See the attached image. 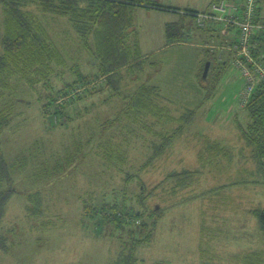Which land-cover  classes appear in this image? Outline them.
<instances>
[{
	"label": "rangeland",
	"instance_id": "obj_1",
	"mask_svg": "<svg viewBox=\"0 0 264 264\" xmlns=\"http://www.w3.org/2000/svg\"><path fill=\"white\" fill-rule=\"evenodd\" d=\"M150 1L165 7L201 10L209 0ZM230 1L241 3L242 0ZM184 18L190 19L188 16ZM179 20V15L172 11L143 7L133 9L134 32L129 35L128 43L131 55H140L142 60L140 65L134 63L129 69L123 70L127 87L134 89L135 85L146 83L148 80L157 83L163 96L162 105L170 103L173 111L178 112L183 109L182 113L186 112L184 109L191 108L190 110L198 114L190 124L184 125L180 135H174L167 152L165 150L161 157L156 158L153 166L147 167L146 170L140 168L143 170L140 172V178L146 182L149 189L162 180L166 172L192 170L197 165L193 157H196L195 148H199L200 143H203L199 135L202 130H208V135L226 144L228 148L233 146L232 150L237 145L244 147L239 136V123L244 126L247 116L239 106L237 96L244 86L241 74L228 62L221 70L215 90L211 93L200 88L197 83L194 85L196 78L200 82V76H197L198 61L203 59L205 63L208 61L206 59L212 60L213 56L202 49L189 47L192 43H189L187 37L186 41L182 38L178 43L163 46L165 24ZM51 23L54 26L53 31L51 24L49 26L50 35L62 58L66 60L67 67L63 74L61 68L55 67V72L50 75L41 76L39 79L36 77L35 88L32 90L22 83L12 81V87L16 89L10 88L9 91L15 99L12 101L15 123L0 132V149L4 159L12 165L13 186L17 190L10 197L1 224V232L8 239L9 250L8 252L0 250V264H114L122 246L121 235L126 240L127 231H120L111 236L112 229L106 225L95 224L96 221L93 219L82 218L80 197H88L86 194L90 195L91 192H95L93 194L95 197L100 195L104 184L101 180L104 178L109 179L112 188L122 189L121 179L127 174H133L135 178L136 168L146 163L149 158L144 154L148 153L151 156L154 149L162 146L163 142L181 126L183 118L177 117L174 113H167L171 117L166 114L159 116L144 110L136 120L137 123H134L132 117L122 116L118 124L110 127L114 114L123 107L124 98L112 97V90L105 87L102 92L86 94L80 101L74 103V106H67L68 109L65 107L66 112L73 115V120L69 122L64 116L54 117L52 112L48 116L42 115L41 111L50 91L55 94V91L64 87L65 82L75 80L74 75L70 74L72 73L70 66L76 63L81 72L92 73L96 64L94 55L89 48H85L83 41L66 19L60 18L58 22L53 20ZM135 32H137L136 36ZM2 33L3 12L0 7V40ZM212 68L209 79L213 74ZM203 69H200V75ZM105 80L106 77H102L100 80L90 81L88 85L73 86V89H67L63 94L58 95L54 105L63 106L67 104L68 97H73L78 91L90 90L94 86L101 87ZM119 90L126 92V87L120 86ZM122 92L119 96L124 94ZM167 108L169 110L170 107ZM76 112L78 113L74 115ZM208 113V118L204 117ZM59 123L65 126H58ZM104 123L109 128L101 131L100 125ZM127 127H131L133 132L126 131ZM107 139L113 140L112 146L103 144ZM117 144L128 151L129 160L123 167L125 171L101 174L104 168L94 152L107 146L111 151ZM202 149L201 145L200 150ZM237 152L238 150H235L236 154ZM22 155L29 162L35 161L34 156L39 160L44 159V155H51L54 159L58 157L63 160L60 162L63 166L56 169V173L47 181L44 178L37 179L32 175L31 169L27 168L28 164L23 169L16 164V158ZM74 155L79 158L77 161H81V164L65 165L67 160L64 159ZM235 157L232 163L227 158L224 161L223 157L212 163L209 157L205 164L210 163L205 167L200 166L198 161L199 173L185 176L180 187L173 188L175 185L173 179L166 181L167 186L162 184L159 187L156 192L168 196L167 200L164 198V203L169 207L165 209L155 237L151 238L152 241L137 248L136 256L140 260L138 264H154L159 261L168 264L228 263L226 259L228 247L227 244L225 245V239L220 238L218 243L214 241L212 247L209 241L216 237L203 229L198 232V227L201 213L206 219L208 216L211 218V212H214L213 202L209 198H218L208 194L201 196V193H205L216 181L220 185L229 184L228 187L222 188L224 191L227 188L234 191L235 186L230 185V182L242 180L243 174L238 173L236 165L237 162H242L240 157ZM242 160L245 161L243 158ZM247 167L249 166H244ZM95 174L97 178L93 177ZM131 185L129 184L127 188L136 191L137 184ZM257 185L264 187L263 184ZM262 187L257 188L254 197L257 198L256 203L261 202L264 207ZM110 189V186H105L103 190L107 193ZM36 191L41 192L46 199L45 208L43 207L45 217L51 220L47 227H42L41 222L40 226H34V223L26 218L27 196ZM156 202L153 200L151 206ZM215 210L218 212V217H214L213 214L212 218L218 220L217 224L215 223L217 230L226 232L227 226L221 221V216H226V212L222 207ZM242 210L245 212L244 206ZM151 222V219L147 221L148 224ZM207 224L209 225V222ZM196 231L199 233V238ZM238 240V237H235L233 251L238 250ZM208 245L212 250L208 249ZM201 246H205L206 252L200 251Z\"/></svg>",
	"mask_w": 264,
	"mask_h": 264
},
{
	"label": "trees",
	"instance_id": "obj_2",
	"mask_svg": "<svg viewBox=\"0 0 264 264\" xmlns=\"http://www.w3.org/2000/svg\"><path fill=\"white\" fill-rule=\"evenodd\" d=\"M245 2L246 0H242L241 3L230 0H212L206 10L196 11L193 9L182 10L176 7H165L150 0H0V7L3 12V33L0 40V132L12 127L15 123V115L12 112V101L15 99L10 93V88H16L12 87V81L22 83V85L24 84L32 90L35 88L36 77L39 79L41 76L50 75L55 72V67L61 68L63 74L67 67L66 60L62 58L49 32L50 24L53 31L54 25L51 23L53 20H57L58 22L60 18H63L68 21L71 28L77 33L80 40L83 41L82 43L85 48H89L91 54L94 55L96 64L93 67L95 70L92 73L81 72L79 65L76 63L72 67L70 66L73 73L70 74L74 75L75 80L65 82L64 87L55 91V94L51 90V93L47 95L48 99L43 106L41 114L48 116L52 112L54 117L64 116L69 122L73 120V115L66 112L68 107L74 106V103L80 101L86 94L102 92L105 87L112 90V97L124 98V102L122 101L123 107L118 110V113L114 114V118L112 117L110 127H114L115 124L120 122L122 116L132 117L134 123H137L138 121L136 122V120H138V117L144 110L152 112L154 115H168V106L161 104L163 96L158 86L150 85L146 81V83L138 86L135 85L134 89H132L127 87V81L124 82L123 70L129 69L134 63L140 65L142 60V56L140 55H131L128 43L129 35L134 32L132 25L133 9L135 7L177 13L180 20L165 25L166 44H174L180 42L182 38L185 40L186 19L184 17L188 16L190 19L195 20L197 14L209 12L213 4L223 3L226 14L230 12L234 19L241 22L245 10ZM261 5L262 0H256L255 17L252 20L253 27L248 38V44L250 58L264 67V18L262 17ZM209 23H214V26L217 27H221L222 25V27L230 28L235 33L232 39L226 40L227 46L239 40V32L241 31L239 25H226L221 21ZM209 23L204 27H198L195 22V27L205 28ZM209 48L211 50L218 49L213 45ZM220 50L227 54V60L220 61L219 59L221 58L217 56L209 60L210 67L206 78L202 77L203 72H201V75L199 73L200 84L204 86L208 93L215 90L219 74L229 62L238 69L243 78L244 86L237 95L240 103L242 94L248 86L245 76L237 67L234 54L228 49ZM245 59L242 56L241 63L243 65L246 63ZM205 64L206 62L202 64L201 70ZM246 65L250 68L252 67L250 66L251 64ZM212 66L214 67L212 68ZM211 68L213 74L209 79ZM102 77H106V80L101 87L94 86L90 90L78 91V94L67 98V104L63 106L54 105L56 97L63 94L67 89L71 90L73 86L77 85H88L90 81L100 80ZM120 86L126 87V92L119 90ZM46 88L48 89L49 87ZM121 92L124 94L119 96ZM241 109L246 113L247 120L244 126H241L239 123L240 138L246 148L249 149L255 171L261 176L262 180L260 181L264 184V82H255L251 87L250 96L246 104ZM194 114L195 111L187 110L181 116L183 118L181 119L183 125L181 124L163 142L162 146L154 149L151 156L149 154L146 163L136 168L137 176L135 178L133 174H127L124 179H121L123 183L122 189L116 190L112 188L109 179L105 180L104 178L101 180L104 183L101 189V191H104L103 193L100 191V195L95 197L93 196L95 192H91L90 195L86 194L88 197H80L82 218L86 220L93 219L96 221L95 224L106 225L112 229V232H110L111 236L120 231H127L128 236L126 240L121 235L120 242L122 246H120V251L117 253L114 264H138L140 262L136 256L137 248L152 241L153 231L158 221L162 218L165 209L169 207L164 203L168 196L156 192L159 187L162 184L166 185L167 180L173 179L175 183L173 188L176 189L182 185L181 182L185 176H192L199 172L183 170L181 172L173 171L166 173L164 178L159 180L151 189L140 178V172L146 170L147 167L153 166L155 159L164 153L167 147L170 146L174 135L179 133L184 125L192 120ZM170 120L172 119L170 118ZM105 123L107 124V121ZM105 123L100 125L101 131L109 128ZM62 125L65 126L63 123L58 124V126L63 127ZM126 131L131 133L133 129L127 127ZM203 140H206V142L203 146L205 151L203 149L199 151V160L201 162L205 161V155L207 154L212 153L213 156H216L221 152L226 153V149L221 144L214 143L208 138H204ZM106 141L103 144L113 145L112 139H107ZM120 146V144L115 145L111 151H109L108 146L104 149H96L94 153L100 159L99 163L104 168L101 174L107 175L109 172L123 173L125 171L123 167H125L129 160L128 151L127 149H122ZM30 157L32 156L30 155ZM34 158L35 161L29 162L22 155L16 158V164L21 169L28 164L27 168L31 169L32 175L37 179L44 178L47 181L56 173V169L63 166L60 163L63 160H60L58 157L54 159L51 155H44V159L39 160L36 159V156ZM78 159L76 155L69 156V158L64 159V161L67 160V163L65 164L64 162V164L79 165L81 161L78 162ZM207 163L202 164L205 167ZM141 167L143 170L140 169ZM12 169V165L7 163L0 149V250L3 252H8L9 245L5 234L1 232V224L6 215V206L10 197L17 192L13 186ZM93 177L97 178V174L93 175ZM129 184H137V190L134 191L132 188L129 190L127 188ZM105 186L111 187L107 193L103 190ZM45 200L42 193L38 191L30 193L27 196L25 214L26 218L34 223V226H40L41 222L42 227H47L51 223V220L45 217ZM153 200L157 202L151 206ZM252 213L257 218L262 230H264V209L255 208ZM149 219L152 221L151 224L147 223ZM254 260L258 262V259ZM247 262L252 263L254 261L251 262L248 259ZM154 264L168 263L159 261ZM202 264L205 263L203 262Z\"/></svg>",
	"mask_w": 264,
	"mask_h": 264
},
{
	"label": "crops",
	"instance_id": "obj_3",
	"mask_svg": "<svg viewBox=\"0 0 264 264\" xmlns=\"http://www.w3.org/2000/svg\"><path fill=\"white\" fill-rule=\"evenodd\" d=\"M211 1L212 0H209L203 9L196 10V11L206 10L208 4ZM261 6H262V8H261L262 17L264 18V0H262ZM185 22H186L185 23L186 24V37H187V40L190 41L189 43H192V46H189V47L199 48L205 52L211 53L213 57L217 56V57L221 58V59H219L220 61L221 60H227V54L226 53L221 52L220 49L211 50L209 47L212 45L214 47H216L222 43H226V40L232 39L235 36V33L232 30H230V28L222 27V25L220 27L219 24H217L219 26V27H217V26H214L215 25L214 23H209L208 26L205 28H197V26L195 27V20L194 19H187V20H185ZM168 23H174V22H167L166 24H168ZM164 36H165V28H164ZM184 41H186V40H184ZM164 42L165 43L163 46L169 45V44H166V37H165ZM206 60L209 61L211 59H206ZM203 63H204L203 59L198 61L197 76L199 75L200 67L202 66ZM148 82L150 85H156V86L158 85L157 83H152L149 80H148ZM196 83H197V85H199V87L201 86L200 88L205 89L204 86L201 85L200 82L198 81V78H196V82H194V85H196ZM205 91H207V90L205 89ZM205 99L206 98H203V100H205ZM209 99H210V97H209ZM166 103H168V102H166ZM166 106L170 107L168 110V113H170V114L174 113L177 117H181L184 114L181 112L183 109L178 110V112H177V110L173 111L174 109L171 107L172 105L170 103H168ZM190 109L186 108L184 110L187 111ZM215 113H216V111H215ZM196 115H198V114L195 111V114L193 115L192 120L194 119V117ZM208 115H209V113L206 116L204 115V117L208 118ZM176 116H174V117L176 118ZM191 121L189 122V124L191 123ZM183 130L184 129H182V131ZM180 132L177 134L180 135ZM199 135L202 138V140L204 138H208L210 141H212L214 143L221 144L224 147V149H226V153L221 152V153H219V156L218 155L213 156L210 154L205 155V157H206L205 161L208 160L210 157L211 158L210 161H212V163H213L214 161H217V160L219 161L220 157H223V160L224 159L226 160V158H227L232 163L235 156L240 157V160L242 163L237 162L236 165H237L238 173L243 174V175L241 176V178H242L241 181L230 182V185L232 184L235 186L234 191H231L230 188H227L224 191L222 188H224V186L228 187L229 184L220 185L217 183L218 181H216V183L212 184L211 187L207 191H205V193H201V196L208 194L210 196L214 195L218 198L217 199H214L212 197L209 198L213 202L212 208L214 209V212L213 211L211 212V218H209V216H208L206 219H204L202 213L200 214L198 232L203 229V231H206L208 234L212 235L213 237H216V239H211L209 241V245L212 247L214 246V241H215V243H218L220 238H222V240L225 239V245L227 244V247H228V254L226 256V259L228 262L227 264H234V262H237L236 264H264V230H262L257 218L252 213V211L255 208L264 209L261 202L259 204L256 203L257 198L254 197V192H257L256 191L257 188L259 189V187H262V186L257 185V184H263V183H261V181H260V180H262L261 176L255 171V166H254V163L250 157L249 149L246 148V146L243 142L242 144L244 147L237 145L236 148L234 150H232L233 146H231V148L230 147L228 148V146L226 144H223L219 140H216V138H213L210 135H208V130L207 131L206 130L200 131ZM239 136H240V134H239ZM199 140H201V139H199ZM205 142H206V140H203V143H200L199 146L200 147H201V145L204 146ZM200 147L199 148L194 147L196 157L195 158L193 157V160L197 161V165L194 168H192V170L182 169V170H178V172L183 171V170L199 171L200 166L203 165L202 163H205V161L201 162L199 160ZM167 150H168V147H167L165 152H167ZM235 150H238L237 154L235 153ZM144 155L149 157L148 153L147 154L145 153ZM242 158L245 159L246 162L245 161L243 162ZM198 161H199L200 166L198 164ZM242 164L244 166L248 165L249 167L244 168V166ZM246 170H247V172H246ZM166 173H169V172H166ZM256 181L259 183H255ZM252 184H254V185L252 186ZM262 188H264V187H262ZM221 200H223V201H221ZM207 203H209V202H207ZM220 204H221V206H220ZM243 206H244L245 212H242ZM221 207L226 212V216L225 215L221 216L222 223L226 224V226H227L225 228L227 230L226 232H221V231L217 230L216 224H217L218 220L217 219L215 220L212 218L213 214H214V217H218V212L215 209H218ZM163 216H164V214H163ZM249 218H252V219L249 220ZM159 221H158V223H159ZM208 222H209V225L207 224ZM158 223L156 225L155 230L153 231V238L155 237V233H156ZM212 223H214V224H212ZM198 232L196 231V234ZM223 234H225V235H223ZM221 235H223V236H221ZM235 237H238V239H239L238 243H237L238 244V246H237L238 250L233 251V243L235 242ZM198 238H199V233H198ZM216 240H217V242H216ZM209 245H208V249L212 250V248L209 247ZM205 246L200 247V251H202L203 253L206 252ZM197 249L199 250V244H197ZM200 251L198 253L199 255H200ZM199 258H200V256H199ZM248 259H250L251 262L252 261H254V262H252V263L247 262ZM254 259H258V262H255Z\"/></svg>",
	"mask_w": 264,
	"mask_h": 264
},
{
	"label": "built area",
	"instance_id": "obj_4",
	"mask_svg": "<svg viewBox=\"0 0 264 264\" xmlns=\"http://www.w3.org/2000/svg\"><path fill=\"white\" fill-rule=\"evenodd\" d=\"M255 5L256 0H246L245 10L241 22L233 18L230 12L226 14V9L223 3L213 4L210 7L209 12L197 14L195 22L198 27H204L209 22H219L225 23L226 25L237 24L240 26L241 31L239 32V40L232 45H226L222 43L216 48L230 50L235 58L236 65L241 70L246 79V84L248 85L245 91L242 94L241 101L239 103L240 107H243L249 96L251 87L255 82H264V67L257 63L255 60H252L249 55V44L248 38L252 29V20L255 17ZM245 57L246 63L243 65L241 63V58ZM246 64H251V68Z\"/></svg>",
	"mask_w": 264,
	"mask_h": 264
},
{
	"label": "water",
	"instance_id": "obj_5",
	"mask_svg": "<svg viewBox=\"0 0 264 264\" xmlns=\"http://www.w3.org/2000/svg\"><path fill=\"white\" fill-rule=\"evenodd\" d=\"M209 67H210V62L207 61L206 64L204 65V69H203V73H202L203 78H206Z\"/></svg>",
	"mask_w": 264,
	"mask_h": 264
}]
</instances>
